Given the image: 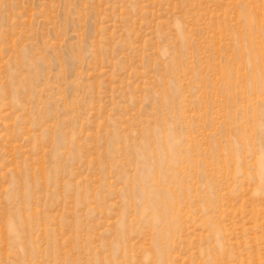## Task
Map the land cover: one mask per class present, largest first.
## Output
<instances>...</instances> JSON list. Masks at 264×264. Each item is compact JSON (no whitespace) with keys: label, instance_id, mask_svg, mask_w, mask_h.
<instances>
[{"label":"rangeland","instance_id":"obj_1","mask_svg":"<svg viewBox=\"0 0 264 264\" xmlns=\"http://www.w3.org/2000/svg\"><path fill=\"white\" fill-rule=\"evenodd\" d=\"M0 264H264V0H0Z\"/></svg>","mask_w":264,"mask_h":264}]
</instances>
